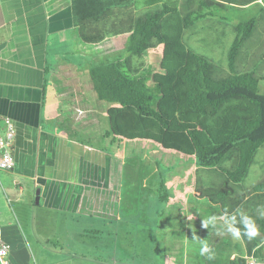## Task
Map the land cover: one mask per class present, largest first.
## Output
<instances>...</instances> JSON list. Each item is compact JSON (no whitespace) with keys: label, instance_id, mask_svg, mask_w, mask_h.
<instances>
[{"label":"crops","instance_id":"1","mask_svg":"<svg viewBox=\"0 0 264 264\" xmlns=\"http://www.w3.org/2000/svg\"><path fill=\"white\" fill-rule=\"evenodd\" d=\"M226 6L217 7L228 11L226 15L214 9L212 16L196 23L224 25L227 31L229 26L235 28L238 22L261 15L264 0L245 7L235 3ZM258 36L264 44V29ZM127 37L124 33L97 44L84 42L74 23L71 0H0V129L8 118L15 127L14 168L0 170L1 225L11 244V264H229L237 256L250 254L254 240H234L222 230L223 217L240 209L258 224L261 218L256 209L264 205V192L246 188L242 181L233 191L224 192L226 196L220 201L212 202L202 192L214 187L210 179L203 180L200 189L170 191L163 176L155 177L158 165L143 173L142 162L125 160L126 143L136 140L116 142L114 137L112 146H95L46 125L43 111L51 40L55 46L73 43L76 47L72 52L91 55L94 53L88 46L103 45L116 57L126 54ZM118 38H122L120 43ZM55 52L58 56L59 51ZM88 61L60 63L52 78L56 89L64 88L70 72L81 69L86 74L83 65L87 68ZM130 66L134 71L142 70L140 56L133 57ZM59 92L69 106L62 120L70 127L73 124V129L85 130L86 124L108 116L110 104L96 102L93 94L86 96L82 87L73 96ZM74 104L87 118L80 126L72 110ZM113 144L122 147V153L113 149ZM137 169L141 173L138 177ZM206 171L217 183L219 174L209 168ZM161 187L167 189L168 200L161 199ZM150 206H154V213H150ZM210 216H216L217 225L206 228L203 219ZM151 217L165 218L166 222L154 219L156 223H150ZM103 230L117 237L114 247L95 235ZM194 235L215 250V260L199 254V244L192 241ZM89 238L96 242L88 244ZM258 260L261 264L264 259Z\"/></svg>","mask_w":264,"mask_h":264},{"label":"trees","instance_id":"2","mask_svg":"<svg viewBox=\"0 0 264 264\" xmlns=\"http://www.w3.org/2000/svg\"><path fill=\"white\" fill-rule=\"evenodd\" d=\"M254 1L71 0L74 23L84 42L97 44L128 33L125 55L91 61L86 70L96 98L110 104L112 134L119 142L142 139L194 156L198 166L222 178L221 187L202 190L212 202L245 180L264 144V93L260 92L264 49L254 67H246L249 55H242L244 45L264 29V23L260 25L264 9L261 15L235 25L228 72L189 47L184 32L199 19L212 16L219 6L245 7ZM157 44L163 54L159 68L149 78L134 71L131 59L142 57ZM53 123L68 127L72 132L62 133L75 136L76 129L66 121L56 118ZM254 191L264 192V179ZM159 192L162 200H168L165 187ZM257 222L260 233L249 255L264 259V219ZM229 264H248V260L237 256Z\"/></svg>","mask_w":264,"mask_h":264},{"label":"rangeland","instance_id":"3","mask_svg":"<svg viewBox=\"0 0 264 264\" xmlns=\"http://www.w3.org/2000/svg\"><path fill=\"white\" fill-rule=\"evenodd\" d=\"M216 11L222 16L226 15L224 13L228 11H224L221 8H216ZM248 19V18H246ZM225 22H229L228 20H224ZM238 20L232 23H236ZM204 22V20L200 21ZM231 23V24H232ZM233 25V24H232ZM260 25L262 24V21H260ZM225 29L224 25H207L202 26L200 23L194 24L190 29L186 30V35L184 36V40L188 44L189 47L195 49L198 52L203 53L208 58L218 62L223 70L225 72L229 71V65H228V52L230 50V47L236 37L235 28H232L229 26L227 28V31H224ZM260 30H263L261 27ZM122 38H118L117 42H121ZM55 40H51V52L49 56V65H50V73L47 83V91H46V102L45 107L43 111V115L45 118V123L48 127H52L56 131H66V132H72L71 129L65 128L62 125H57L53 123V118H59L60 120L63 119L62 117L66 116V111L68 109V102L67 98L63 94L59 93H65L66 95H77L78 91L82 87L83 90H85L84 94L86 96H91L92 94L95 96V93L90 89V82L86 76V74L79 69L78 76L76 77V72H70L68 74L69 80L65 82L66 85H64V88L58 91L56 89V86L52 82V78L55 76V70L59 66L60 63H66V62H77L79 63L80 60L86 61L87 59L91 61L92 60H100V59H108L114 57L115 54L107 53L108 48H103V45H95L96 47L93 49L94 46H88L90 49L89 52L94 53L92 54H83L81 52H72V49H74L76 46L75 44L68 42L66 44L68 45H61V46H55L54 44ZM261 39H259L258 35H254L248 43H246L242 49V55H244L243 58H246V55H249L246 61V67H251V65L254 67L257 65L259 61V55L264 49V44L260 42ZM121 46V45H120ZM118 47V51H120L121 47ZM60 47V48H59ZM58 48V50H55ZM86 48V47H85ZM82 50V49H80ZM55 51H59V55H55ZM84 51V50H82ZM94 51V52H93ZM116 52V48L114 50V53ZM104 57V58H103ZM162 48L159 44H157L155 47L148 49L145 54L140 57L141 59V66H140V73L146 77H150L152 72L159 68L161 62H162ZM247 62H250V64H247ZM86 63V62H85ZM89 61L88 66L89 67ZM264 62L260 66V68L264 67ZM84 71L87 69L86 65H83ZM264 72V68L261 69ZM81 72V73H80ZM60 74V72H59ZM56 75L60 78V75ZM79 81L83 84L81 85ZM260 92L264 93V81L260 82ZM96 97V96H95ZM96 102L106 105L107 102L99 101L96 98ZM79 103V102H78ZM77 103V104H78ZM77 104H74V107H72V110L75 113V119L81 124L84 123V120H86V116L83 114H80L79 110H76ZM68 116V115H67ZM101 121V124L98 122ZM98 122H93L89 124H84L85 130L76 129L75 131V137L82 138L90 143H92L95 146H105L107 144L112 143V139L115 137L112 134L111 131V124L110 119L108 116L102 115ZM66 124L68 122L66 121ZM71 128H74L73 124L71 125ZM65 133V132H64ZM116 138V137H115ZM111 140V142H110ZM116 142H118L117 138L115 139ZM136 142L137 145H133V143ZM150 142V143H148ZM127 145L124 147V151L122 153V147H118L117 144H113V149L116 151H120V153L124 154L125 160H135L138 163L142 162L143 167L141 168V172H147L150 171L153 167H157L158 165V171L156 173V178L163 176L167 187H169L170 191H186V190H195L200 189L203 187L204 182L203 180L210 179V182L212 181L214 187H220L221 184V178L220 176L212 173V175L217 176V183L214 182V178L207 177L206 176V169L205 167L198 166L196 164V158L194 156H189L186 154H183L181 152L171 150V149H165L161 145L146 141L142 139H137L136 141H129L126 143ZM130 167V166H129ZM138 168V166H137ZM140 172L138 169L136 173ZM141 174V173H140ZM138 173L137 177L140 175ZM264 179V144L259 148V151L254 159V162L251 166L250 172L248 176L245 178L243 186L246 188L254 187L256 186L260 181ZM130 184V183H128ZM216 185V186H215ZM37 191V190H36ZM257 195V194H256ZM195 201V199H192ZM264 200V197H263ZM207 202V201H205ZM150 213H154L155 208L154 206H150L149 209ZM154 219H158L157 217H151L148 221L150 223H156ZM157 222L159 223H165V218L158 219ZM125 232V231H124ZM99 238H102L101 240L104 241V243L109 242L110 246L114 247L112 243L116 240V236L113 234H108L107 231L103 230V232L95 234ZM156 238V237H154ZM96 242L95 238H89L87 241L88 244H92L91 241ZM100 241V239H99ZM125 248H121L123 251ZM138 249V248H137ZM139 250V249H138ZM131 251L129 253L132 254ZM113 258L116 257V255H112ZM139 257H142L145 259V257L142 254H138ZM261 264H264V260L261 261Z\"/></svg>","mask_w":264,"mask_h":264},{"label":"clouds","instance_id":"4","mask_svg":"<svg viewBox=\"0 0 264 264\" xmlns=\"http://www.w3.org/2000/svg\"><path fill=\"white\" fill-rule=\"evenodd\" d=\"M256 213L259 218L264 219V205H260L256 209ZM191 220V217H188ZM217 218L216 216H210L206 220L203 219L204 227H216ZM223 231L231 235L234 240H240L242 237H246L248 240L256 238L260 229L256 220L246 214L244 211L237 209L231 215H225L223 217ZM192 241L199 244V254L206 257L208 261L216 259L215 250L207 243L206 240L198 238L194 235Z\"/></svg>","mask_w":264,"mask_h":264},{"label":"built area","instance_id":"5","mask_svg":"<svg viewBox=\"0 0 264 264\" xmlns=\"http://www.w3.org/2000/svg\"><path fill=\"white\" fill-rule=\"evenodd\" d=\"M82 113L83 111H79ZM15 141V127L11 119H6L2 128L0 129V170L13 169L15 165V157L13 154V145ZM0 212V263L11 264L9 254L11 244L5 237L1 225ZM248 264H260L259 260L253 255L246 256Z\"/></svg>","mask_w":264,"mask_h":264}]
</instances>
